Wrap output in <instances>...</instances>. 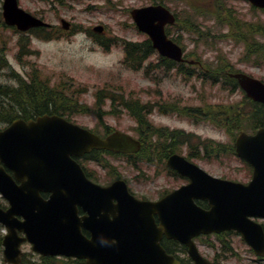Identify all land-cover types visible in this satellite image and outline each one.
<instances>
[{"label":"rangeland","instance_id":"1","mask_svg":"<svg viewBox=\"0 0 264 264\" xmlns=\"http://www.w3.org/2000/svg\"><path fill=\"white\" fill-rule=\"evenodd\" d=\"M3 2L0 0V85L17 87L20 79L26 82L29 79L30 82L32 73L37 72L51 89L63 93L69 102H77L80 110L86 108L85 113H72L69 117L72 122L102 136L107 130H120L134 138L147 133L144 156H150L151 161L141 159L134 166L135 161L127 160L126 156L103 155L104 167L109 166L106 170L96 158L83 163L99 183L109 184L120 177L126 180L136 196L153 200L186 184V180L170 172L165 161L161 160L158 143L167 142L166 136L160 134L157 139L137 121V113L144 105L147 108L141 113L149 124L148 128L158 129L162 134L180 132V139L187 135L191 137L193 144L180 142L178 153L188 156L216 177L242 183L251 180L252 169L235 153L205 151L200 145H207V149L217 144L227 149L234 147L239 130L230 132L224 128L229 121L227 118L236 115V109L245 112L241 117L243 128L253 131L255 112L250 108L254 105L244 91L240 88L231 91V86L223 82L212 84L208 79L203 80L205 71H200V79L195 74L192 77L179 75L194 69L189 66L184 67V73L178 68L172 72H153L136 71L124 63V41L143 44L148 39L137 30L130 12L151 5L154 0H19L26 11L54 24L55 32L59 31L57 26L61 18L72 23L71 32L52 41L40 40L31 33H21L5 26ZM158 2H163L177 14L179 24L171 30V37L184 46L189 59L200 61L209 69L224 68L222 63H225L235 71L245 72L264 82V10L252 9L249 3L239 0ZM98 25L104 26L105 31L96 36L93 28ZM188 25L195 29V34L185 30ZM22 44L26 47L22 48ZM140 48L145 52L147 46ZM249 50H259L260 59L251 55ZM158 56L157 53L152 56L147 67L156 66ZM113 94L122 96L121 101L134 103L136 111L109 100L108 96ZM219 106L230 108L232 114L216 115ZM14 114L23 116L19 104L0 96V129ZM2 115L6 120L1 118ZM260 119L264 120V116ZM0 203L4 204L1 196ZM196 243L202 255L217 264H264L237 234L200 237ZM22 249L23 264H85L63 258L45 260L35 254L29 244ZM176 253L186 264H191L181 249ZM0 264H7L1 246Z\"/></svg>","mask_w":264,"mask_h":264},{"label":"water","instance_id":"2","mask_svg":"<svg viewBox=\"0 0 264 264\" xmlns=\"http://www.w3.org/2000/svg\"><path fill=\"white\" fill-rule=\"evenodd\" d=\"M264 8V0H249ZM140 30L148 33L159 52L182 61V50L167 39L165 25L175 17L164 6H149L133 11ZM4 17L21 30L44 25L26 14L16 0H6ZM101 30V29H98ZM249 95L264 102V85L246 75H236ZM237 152L254 166V177L244 185L214 178L184 158L173 156L169 166L191 178L192 183L159 203L138 202L125 182L108 188L90 182L72 156L93 149L116 152L137 151L140 143L116 132L106 139L67 122L58 116L37 121L16 120L0 132V163L14 171V178L0 166V191L9 200L8 211L0 209V222L9 228L5 237V258L20 263V245L29 240L43 255H68L87 258L89 264H180L160 245L163 235L188 245L196 264H211L198 252L193 237L200 233L236 229L256 254L264 256V230L250 217L264 218V130L250 137L242 133ZM41 192L51 193L49 200ZM119 200L116 223L80 222L76 207L92 211L94 206L108 209ZM194 199L209 201L210 210L197 207ZM160 213L162 223L149 222V215ZM15 216H22L24 221ZM82 228L92 233L86 239ZM18 230L26 238L18 236Z\"/></svg>","mask_w":264,"mask_h":264},{"label":"trees","instance_id":"3","mask_svg":"<svg viewBox=\"0 0 264 264\" xmlns=\"http://www.w3.org/2000/svg\"><path fill=\"white\" fill-rule=\"evenodd\" d=\"M127 51V60L132 62L133 66H140L142 61L146 58L149 51H141L135 44H127L126 47ZM164 61L163 66L168 65H175L172 61L167 59H162ZM190 74V72L187 71ZM0 96L8 97L15 105L19 104L20 108L22 109L21 115H11V117L7 120V122H12L17 117H23L24 119L33 118L36 116L43 115L44 113L49 114H68L70 112H83V108L77 105V102L74 103L73 101L66 99L63 93L58 92L57 90L54 91L49 87V84L45 80H41L38 76L37 72H33L30 78V82H26L20 79V83L17 87L14 88H5L4 86L0 85ZM113 102L122 104V101L117 100V96L111 98ZM125 106L130 111H133L132 105L129 101H125ZM254 109L260 113V117L264 116V106L254 104ZM144 108L140 109L137 113V118L140 120V123L147 127L148 132L151 134L165 135L164 133H160L158 130L148 128L145 119L142 116ZM232 114V110L230 113H218L219 116H229ZM237 115V116H236ZM236 115L230 116L227 119L229 121H239L241 117H243V113L236 110ZM2 119H5L4 115L1 116ZM6 120V119H5ZM260 124H264V120H260ZM151 129V130H150ZM147 133H144L143 137L145 138V142H147L148 138L145 137ZM180 133L175 134H168L165 136H173L170 141L165 143H158L160 144L159 150L161 151L162 157H167L170 153L175 152L178 150V145L176 142L180 140L177 139ZM190 138V137H187ZM185 138L186 140L184 143H188L189 139ZM169 139V138H167ZM222 150V149H220ZM102 152H95L94 155H98ZM144 154V151H143ZM0 244H1V235H0ZM176 243L173 242H165L166 248L170 252H174L177 247L175 246Z\"/></svg>","mask_w":264,"mask_h":264},{"label":"bare ground","instance_id":"4","mask_svg":"<svg viewBox=\"0 0 264 264\" xmlns=\"http://www.w3.org/2000/svg\"><path fill=\"white\" fill-rule=\"evenodd\" d=\"M164 63V62H163ZM164 67H166V66H164ZM188 72H190V71H188ZM186 74H179V75H182V76H189V77H191V72H190V74L189 73H187V71L185 72ZM29 81V79L27 80V82Z\"/></svg>","mask_w":264,"mask_h":264},{"label":"flooded vegetation","instance_id":"5","mask_svg":"<svg viewBox=\"0 0 264 264\" xmlns=\"http://www.w3.org/2000/svg\"><path fill=\"white\" fill-rule=\"evenodd\" d=\"M80 215L81 216H85V215H87L85 212H83L82 210H80Z\"/></svg>","mask_w":264,"mask_h":264}]
</instances>
